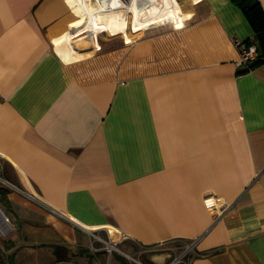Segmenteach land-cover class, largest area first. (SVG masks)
Returning a JSON list of instances; mask_svg holds the SVG:
<instances>
[{
  "label": "crops",
  "instance_id": "1",
  "mask_svg": "<svg viewBox=\"0 0 264 264\" xmlns=\"http://www.w3.org/2000/svg\"><path fill=\"white\" fill-rule=\"evenodd\" d=\"M132 1L0 0V155L19 187H0V264H126L89 248L104 228L131 255L199 237L189 264H264V64L234 43L252 25L232 0Z\"/></svg>",
  "mask_w": 264,
  "mask_h": 264
},
{
  "label": "built area",
  "instance_id": "2",
  "mask_svg": "<svg viewBox=\"0 0 264 264\" xmlns=\"http://www.w3.org/2000/svg\"><path fill=\"white\" fill-rule=\"evenodd\" d=\"M125 1V0H124ZM144 27H140L138 29H132L134 31H139L144 29ZM235 45L238 47L239 51V60L238 63H249L252 61L256 56V47L253 42L250 41H244L240 39H234ZM3 166H4V158L2 155H0V187H9L19 190V187H17L14 183H12L9 179H7L3 174ZM208 206L210 208H217L216 203H213L211 199H208ZM105 229V237L100 236L99 234L93 233V237L96 240L101 241L103 245V249H106L109 253L114 251L119 252L121 256L127 258L130 263L129 264H147L140 260L139 255L143 253L147 254H153L156 252H170L172 254L171 258L166 261L164 264H189L190 258L192 254L195 251V245L199 239V237L194 238L190 241H185L184 248L178 252L179 249L176 244H174V240H165L156 242L150 245H142L140 248V252L136 255H130L121 249L118 248L119 241L126 236L124 233L120 231H115L110 228H104ZM13 230V226L0 206V237H6L11 231ZM95 249V248H94Z\"/></svg>",
  "mask_w": 264,
  "mask_h": 264
},
{
  "label": "trees",
  "instance_id": "3",
  "mask_svg": "<svg viewBox=\"0 0 264 264\" xmlns=\"http://www.w3.org/2000/svg\"><path fill=\"white\" fill-rule=\"evenodd\" d=\"M238 5L254 29V39L246 40L253 42L256 47V56L249 62L248 68L257 64H264V8L258 0H232Z\"/></svg>",
  "mask_w": 264,
  "mask_h": 264
},
{
  "label": "rangeland",
  "instance_id": "4",
  "mask_svg": "<svg viewBox=\"0 0 264 264\" xmlns=\"http://www.w3.org/2000/svg\"><path fill=\"white\" fill-rule=\"evenodd\" d=\"M88 1H91V3H93V4L99 5V0H83L84 3H88ZM122 1H124V0H122ZM122 1L121 0H112V3L114 5H118V4H122L123 3ZM127 1L128 0H125L124 2H127ZM87 6L91 7L90 5H87ZM132 19H133V17H129V23H128L127 30H126V32H128V33H134V32H136V31L132 30L134 28V27H132V24H131L132 23ZM101 33H102L101 35L104 36V37H112L114 35L123 34V32H117V33L112 34V33L106 32V31L101 32ZM0 206L2 207V209L4 210V212L6 213V215L8 216V218H9V220H10L12 226H13V230L7 235L9 237L13 233L15 226H14V222H13V219H12V216H11V212L9 211L8 207L6 206V202H5V190L4 189H1V188H0ZM95 241H96V239L94 238V240L92 241V244L89 246V248L91 250L96 251L98 249H101V250H104L107 254H114V253L116 254L117 253L118 255H121V254H119V252L114 251V250L109 253L106 249H103V245L100 246V247H97L96 244L94 243ZM3 243H4V241H0V247H1V244L3 245ZM118 248L121 249L120 246H119V243H118ZM178 248L179 249H177V250H179L178 252H180L184 248V244H183V246L180 245ZM122 251H124V250H122ZM124 252H126V251H124ZM126 253H128V252H126ZM133 256H136V254H134ZM121 257H123V256H121ZM139 258L141 260V257H139ZM123 259H124V261H126V264H129L130 263V261L127 258L123 257Z\"/></svg>",
  "mask_w": 264,
  "mask_h": 264
},
{
  "label": "bare ground",
  "instance_id": "5",
  "mask_svg": "<svg viewBox=\"0 0 264 264\" xmlns=\"http://www.w3.org/2000/svg\"><path fill=\"white\" fill-rule=\"evenodd\" d=\"M76 3H78V4H77L78 8H79L80 10L84 11L85 13L88 12V9H89V8H91V7L87 6V5L83 2V0H77ZM131 5H133V7H136V6L138 5L137 0H133L132 3H131ZM97 8H98V7H97ZM107 8H109V7H107ZM137 14H138V19H139V12H138V11H137ZM170 20L172 21V18H169V19H168V21H170Z\"/></svg>",
  "mask_w": 264,
  "mask_h": 264
},
{
  "label": "water",
  "instance_id": "6",
  "mask_svg": "<svg viewBox=\"0 0 264 264\" xmlns=\"http://www.w3.org/2000/svg\"><path fill=\"white\" fill-rule=\"evenodd\" d=\"M151 3L148 1L144 6H146V5H150ZM151 255H154V254H151ZM161 255L163 256V257H167L168 259H170L171 258V256H172V254L170 253V252H164V253H161ZM166 262V261H165ZM164 262V263H165Z\"/></svg>",
  "mask_w": 264,
  "mask_h": 264
}]
</instances>
